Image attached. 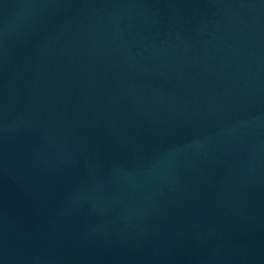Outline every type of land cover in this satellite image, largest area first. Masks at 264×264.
<instances>
[{
    "label": "water",
    "instance_id": "obj_1",
    "mask_svg": "<svg viewBox=\"0 0 264 264\" xmlns=\"http://www.w3.org/2000/svg\"><path fill=\"white\" fill-rule=\"evenodd\" d=\"M0 264H264V0H0Z\"/></svg>",
    "mask_w": 264,
    "mask_h": 264
}]
</instances>
